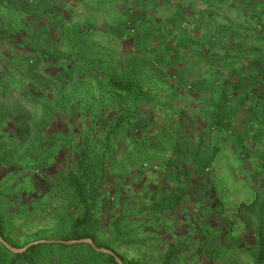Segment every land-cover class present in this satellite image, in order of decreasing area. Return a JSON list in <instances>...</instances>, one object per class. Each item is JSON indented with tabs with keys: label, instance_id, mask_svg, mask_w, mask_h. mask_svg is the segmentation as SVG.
<instances>
[{
	"label": "rangeland",
	"instance_id": "374dc122",
	"mask_svg": "<svg viewBox=\"0 0 264 264\" xmlns=\"http://www.w3.org/2000/svg\"><path fill=\"white\" fill-rule=\"evenodd\" d=\"M206 1L213 0L179 6L216 12ZM121 2L117 27L89 30L73 55L75 46L66 40L72 25L46 19L41 0L0 1V213L6 217V236L17 248L71 239L70 228L84 211L68 174L78 171L82 151L98 169L112 109L132 104L113 92L107 79L132 73L144 88L137 104L149 105L110 146L108 179L94 211L99 243L124 256L127 264H254L264 247V191L254 198L264 186V169L263 179L250 181L257 178L255 160L238 159L234 137L240 129L247 139L262 134L258 120L264 116V101L252 97L256 113L246 115L249 104L242 106L241 93L231 86L239 75L258 82L264 54L257 52L264 53V44L249 45L255 57L238 68L237 77L227 67L218 81L209 68L213 59L224 58L225 50L216 41L211 51L196 49L199 60L194 58L185 27L191 19L183 22L178 7H158L157 0ZM8 4L15 8L8 10ZM222 4L216 10L226 14L229 8ZM249 9L264 12V0H251ZM30 12L44 16L42 26L31 23ZM59 13L65 19V3ZM235 25L245 27L246 36H241L253 42L255 30L264 32L255 14L247 23L238 12ZM193 32L195 45L203 37ZM74 56L85 62L64 61ZM249 84L243 87L246 92ZM94 106L107 111L94 116ZM222 110L230 115L233 134L209 118ZM203 165L204 172L197 174ZM182 185L189 189L182 204L156 213L153 206ZM240 189V199L232 200L230 194ZM34 262L110 264L89 246L57 243L40 245ZM0 264L26 263L0 246Z\"/></svg>",
	"mask_w": 264,
	"mask_h": 264
},
{
	"label": "trees",
	"instance_id": "16d2710c",
	"mask_svg": "<svg viewBox=\"0 0 264 264\" xmlns=\"http://www.w3.org/2000/svg\"><path fill=\"white\" fill-rule=\"evenodd\" d=\"M251 2V0H242L241 2V6L243 9L246 8L245 11V19L250 18L252 14L256 15V20L260 23L263 24L264 27V12H261V10H256L254 9L255 13H252L249 9V3ZM26 8H28V5H25ZM29 9V8H28ZM30 10V9H29ZM29 12V11H28ZM190 13V14H189ZM32 19L34 18V15H32V12H30V14H28ZM186 15L188 17H190L192 19V22L187 23L185 25V27L187 28L186 33H188V36H190V41L188 40L187 44H190V48L191 51L195 50L194 54H192V56L194 58H196L197 60H199V56L196 53V49L198 48H203L205 51L209 50L211 51V47L214 46V43H216V41L218 42V45L221 49H224L226 52V55L224 56V58H219V59H213L214 60V64L210 67V65H208L207 63H204L203 65L208 68V66L210 67V70H213L215 72V74L217 75L218 81L220 80V77L222 76V74H224L225 72H227V67L229 69V63H230V59L228 58V54L227 51L229 49V46L227 44V39L229 38V35H231L235 30H236V25L235 27L232 25V23L230 22V20L226 19L227 18V14H220V12H212V11H204V16L206 18H210L212 16H220L222 17V23L218 22L217 23H213L212 26H210L207 22H204L203 24H196L194 23V18L196 17L195 12L189 10L186 11ZM31 23H33V21H31ZM237 29H239V27H237ZM69 31H73L71 27H69V29H67ZM79 30V31H78ZM89 30H92V27H82V26H78L75 29V34L74 33H68L67 32V40H74V38L78 35L79 38H83L85 37V33L89 32ZM200 32L202 33V37L198 39L199 43L194 45L195 40H192V36L194 34V32ZM227 31L226 35L227 38L225 40H220V37L222 34L225 35V32ZM257 35L255 36V38L259 41H264V32H261L259 29L255 30ZM81 40V41H82ZM191 42V43H190ZM83 49V48H82ZM229 56L231 55V52H228ZM69 58V57H68ZM66 58V60H64L67 63H71L73 61H80V62H85L84 60H74L73 58ZM211 59V57H209ZM209 58H204V60H209ZM88 59V58H86ZM37 60V59H36ZM37 62V61H36ZM207 62V61H206ZM263 66V65H262ZM259 67L258 71V82L250 79H246L243 80L242 76L239 75V71L236 70V74L234 75V77H237V80L235 81L234 84H232L231 89L234 92H239L241 93L240 95V104L244 107H246L249 104V110L246 113V115L254 114L256 113V111L254 110V107L252 104H250V102L254 99L252 97H259V99H261L262 101H264V67ZM232 73V72H231ZM227 81V80H226ZM221 85L223 84V82H219ZM250 83L248 91L246 92L245 89L243 88L245 86V84ZM107 84L108 86L113 90V92L123 95L124 97H126L127 100L132 101V104H129V107L127 109H123L122 106H116L115 108L112 109L113 111V115H112V119H110L109 126L107 129V134L105 135V141L107 143V149L105 150L104 153H102L99 156V163L98 164V169L95 170L93 167V163L91 162V160L88 158L89 156L87 155V153L85 151L80 152V160H79V169L78 171H70L68 174V183L69 185L75 190L76 194H77V199L79 204L81 205V207L83 208V215L79 216L78 218L75 219L74 223L72 224L71 228H70V234H71V239L69 241L72 240H82V239H91L92 241H94L98 247L100 248H106L109 250H112L110 246H108L107 244H102L99 243L98 240V236H97V232L95 230V216H94V211L96 206L98 205V198L101 195L102 190L105 188V185L107 183V168H106V164H107V158L111 149V144L118 139L119 135L122 134L123 132L127 131L130 124H132L135 120L134 118H136V116H134L135 114H137L138 116L142 113L143 108L148 107L149 104H145L142 103L141 100V104H137L138 99L142 98V94H143V90L144 88L138 84V80L137 77L134 74H126V75H112L107 79ZM195 85V84H194ZM193 85V86H194ZM193 86H190V92L189 93H194L193 90ZM135 103V104H134ZM135 108V110H134ZM259 109V107H258ZM93 111V110H92ZM105 111H107V109L103 106H94V112L93 115L94 116H98L99 113L104 114ZM90 112V111H89ZM88 112V113H89ZM263 113V112H262ZM244 117V114H242ZM264 115V114H263ZM230 115L225 112L224 110L222 111H213L209 118L211 120V122L213 124H215L222 132H227L229 129V133L233 134V130H231V121L228 118ZM245 118V117H244ZM134 120V121H133ZM262 121L258 120L259 124H262V134L257 135L256 138H250L247 139V137L245 138V134H243V132H241V129L238 131V133L235 135L234 139H235V145H237L238 148V153H237V157L239 160H244L246 161V163L248 162V159H252L254 158L255 160V164L257 169H255L254 171H256V175L257 178H250V181L256 182L259 181L260 179H263L262 176V172L261 169H264V116L263 118H261ZM249 138V137H248ZM138 139L143 142V144L147 143L146 141H143L144 139L141 138L140 135H138ZM88 156V157H87ZM196 160V159H194ZM196 163H194L195 166ZM240 166H241V162H240ZM260 168V170H259ZM200 172H204V165L203 166H199L196 170L197 174H200ZM243 175H245V177H249V173H243ZM250 188L249 191L252 192L253 190V183H250ZM241 190H237L235 192H232L230 194V197L232 200L237 201L240 199V195H241ZM216 191L218 193H220L219 188L216 189ZM264 191V186L262 185L260 188V191L258 194L254 195V198L257 199L259 194L262 193ZM164 192V191H163ZM247 192V191H246ZM189 193V189L187 187H185L184 185L182 186H178L177 188H175L171 195L169 196V198L167 199H163L160 203L156 204L153 206V209L156 211V213H162L163 211H175L181 204L182 202L186 199L187 195ZM3 194L0 193V197H2ZM236 215V214H235ZM237 216V215H236ZM6 217L3 213H0V235L8 242L10 243L13 247L17 248L15 245H13L8 237L6 236ZM62 233V232H61ZM60 241V240H59ZM63 241H67V240H63ZM31 244V243H30ZM29 244H27L26 246H28ZM43 245V244H42ZM0 246H2L0 244ZM25 246V247H26ZM89 246V245H86ZM3 247V246H2ZM90 247V246H89ZM5 248V247H3ZM24 248V247H23ZM40 248L39 246H34L32 248H30L29 250H27L24 254H18L16 256L17 260H21L23 262H25L26 264H36L34 262L35 256L37 255V252ZM21 249V248H19ZM91 251L93 253H97L95 252L91 247H90ZM6 251H8L5 248ZM113 251V250H112ZM9 252V251H8ZM115 252V251H113ZM11 253V252H10ZM13 254V253H12ZM100 255H104L101 253H98ZM117 254V253H116ZM120 259L125 263V257L122 255L117 254ZM107 256V255H106ZM110 264H118L115 260V258L111 257V256H107ZM14 263V262H12ZM254 264H264V247H261L259 253L254 257Z\"/></svg>",
	"mask_w": 264,
	"mask_h": 264
},
{
	"label": "crops",
	"instance_id": "0c3cea01",
	"mask_svg": "<svg viewBox=\"0 0 264 264\" xmlns=\"http://www.w3.org/2000/svg\"><path fill=\"white\" fill-rule=\"evenodd\" d=\"M3 1V0H0ZM200 1V2H199ZM205 0H196L195 3L192 4L191 0H157V6L158 7H162L165 4H169L171 6L174 7H178L177 10L180 11V17L182 18L183 22H187L186 18H190L186 15V9L183 7L182 9L180 8V4H184L186 6L188 5H197V4H201L204 3ZM18 2V1H17ZM42 4L45 5L43 11H44V16L46 17V19L50 20V22H54L56 21L58 23V26L60 24L61 21H67V23H69L73 30V33L75 32V29L78 26H82L84 28L86 27H92L95 28L99 25H101V29H112V28H116L117 27V22H120V18H121V14H122V2L121 0H41ZM241 0H213L211 2L206 1L205 3L209 6H213L210 7L208 9L213 10L212 8H215L214 11H217L216 8H218V4L220 5V3H223V5L228 6V12L227 14V18L228 20H230V22L232 23V25L235 27V19L238 15V12H241L243 14V18L244 20L248 23L249 22V18L247 16V18L245 19L244 15H245V11L246 8L243 9L241 4ZM64 3L67 7V13H66V17L65 19L62 18V13L60 14L59 11H63V6ZM4 7L7 5L5 4V2L2 4ZM55 5V6H54ZM9 6V4H8ZM15 6H9L8 10L12 11V9H14ZM50 9V10H49ZM202 9V8H201ZM49 10V12H48ZM55 10V11H54ZM196 12L192 9L191 11L195 12L196 17L194 18V23L196 24H203L204 22L209 23H222V17L220 16H212L210 18H206L203 14L204 12H199V11H203V10H199L197 11V9L195 8ZM206 11V10H205ZM237 12V14L234 17V13ZM108 14L112 17L113 15V19L112 22L111 20L108 18V20H106L103 16V14ZM190 14V13H189ZM120 16L119 18L117 17ZM44 16H42V18H37L34 17L33 18V22H35V20H37L36 22L38 24H40V26L43 25V20ZM82 16V18L80 19V17ZM103 16V17H102ZM29 18V17H28ZM118 18V19H117ZM84 20L83 23H80L79 20ZM191 19V18H190ZM192 22V19L191 21ZM101 23V24H100ZM238 26H236V30L229 35L230 38L227 39V44L229 46V49L227 51L228 54V58L230 59V63H229V70H232V75L236 74V70L239 67L242 66H246L248 63V59L249 57H255L254 53H251L249 51L250 44H253L255 42H262L264 44V41H259L256 38H254V42L253 41H249V40H245L242 36H246L245 34V27L243 29H237ZM79 31V30H78ZM92 32V31H91ZM74 35H76L74 33ZM85 35V34H84ZM242 35V36H241ZM56 36V35H55ZM59 36V34H58ZM240 37L242 39H240ZM60 39V37H57ZM56 38V39H57ZM67 40V39H66ZM79 38V36L77 35L74 40H67L69 41V43L75 47H72V54L75 55V49L80 45V46H84V41L85 39L83 38ZM248 42V44L246 42ZM83 50H85L83 48ZM231 52V55L229 56V53ZM40 53V52H39ZM258 55H262L264 53H262L261 49L257 52ZM41 53H40V57H41ZM74 60H77L76 57L74 56ZM239 71V70H237Z\"/></svg>",
	"mask_w": 264,
	"mask_h": 264
},
{
	"label": "water",
	"instance_id": "95a60500",
	"mask_svg": "<svg viewBox=\"0 0 264 264\" xmlns=\"http://www.w3.org/2000/svg\"><path fill=\"white\" fill-rule=\"evenodd\" d=\"M46 243H57L60 245H65V246H73V245H89L95 252L97 253H101L107 256H111L113 258H115L116 262L118 264H125L120 257L113 252L112 250L106 249V248H100L97 246V244L92 241L91 239H82V240H72V241H52V242H48V241H38V242H34L29 244L28 246L24 247V248H15L13 247L10 243H8L1 235H0V244L5 247L9 252L13 253V254H24L27 250H29L30 248L34 247V246H39L42 244H46Z\"/></svg>",
	"mask_w": 264,
	"mask_h": 264
}]
</instances>
